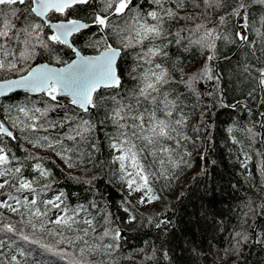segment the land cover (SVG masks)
<instances>
[{
  "label": "trees",
  "instance_id": "obj_1",
  "mask_svg": "<svg viewBox=\"0 0 264 264\" xmlns=\"http://www.w3.org/2000/svg\"><path fill=\"white\" fill-rule=\"evenodd\" d=\"M134 2L143 5L145 10L149 9L150 0ZM236 3L237 0H226L223 9H206L203 0H184V8L179 14L193 18L169 21L165 27L172 33L183 29V36L190 35L189 30L197 24L217 27L224 33L234 31L233 25L240 23L239 18L231 17L220 25L219 16L230 12ZM93 4L94 7L79 6L75 9L77 15L72 18L88 17L86 21L91 23L90 14L104 6L102 0H93ZM167 6L174 7V4L170 0ZM249 10L256 16L261 14L259 5H251ZM119 22V17L113 19V23ZM93 32L97 38L102 35L98 29L92 28L72 37L83 53L98 52L88 46ZM250 39L255 41L254 50L238 41L236 44L217 41L216 59L210 62V67L220 80H198L194 90L186 87L181 77L187 78L202 69L206 50L186 41L180 45L173 43L167 49L166 66L175 70L177 82L172 88L180 94L183 111L188 114L186 133L190 140L178 150L179 155L174 156L177 161L182 156L184 162L176 167L168 165L167 175L152 181L153 194L159 199L153 200L151 210L137 208L130 195L120 187L118 165L112 163L111 149L103 135L97 141L99 151L87 144L77 146L71 141L64 142L65 147L75 149L77 155L72 157L73 160H78L80 153L84 155V162L71 171L66 169L67 165L56 152L33 147L18 130H13L19 137L16 140L3 137L7 149L25 165L24 175L28 179L38 177L33 167L36 163H42L51 173L49 177L39 178L35 185L37 189L50 186L38 197L41 211H44V205L39 201L53 199L63 192L65 204L71 208L83 205L87 209L88 218L95 219V231L90 230L87 235L82 231H65V236L80 235L83 240H77L73 245L58 243L59 235H49L48 231L41 230L42 222L45 229L61 231L60 226L49 222L53 216L60 215L56 209H52L43 220L32 217L36 224L33 228L28 223L29 214L24 207L16 213H7L0 208V262L15 264L12 261L15 256L19 264H73L74 257L82 258L86 264H264V171L261 170L264 167V127L261 126L264 124V88L260 87L258 73L254 70L243 78L235 71L238 65L246 62L256 68L264 66V44L255 33H250ZM61 55L68 62L75 57L66 48ZM43 61H49L47 54L38 56L34 63ZM133 61L134 53H130L118 62V70L124 72L126 88L133 87L128 80ZM10 76L15 74L0 72V79ZM113 91L101 90L105 96ZM25 99L39 100L40 94L16 92L0 99L1 117L11 115L16 119L15 106L23 104ZM97 111V119H103V111ZM20 119L24 117L21 115ZM230 128L232 132L228 131ZM247 128L253 129L255 137L245 131ZM111 130L109 124L104 131ZM49 134L56 133L43 130L36 133L38 136ZM232 136L240 142L234 143ZM29 153L41 159L28 158ZM89 155L91 162L88 161ZM12 163L17 165V161ZM7 192L21 198L27 195L26 192L17 193L11 187L0 190V193ZM123 213L126 219L122 218ZM132 216H135L134 220H130ZM84 218L85 213H81L79 219ZM105 218L108 224H105ZM9 223L15 231L2 227ZM78 227L83 229L87 225L81 222ZM105 227L113 232L119 229L120 237L115 241L111 236L99 239ZM24 236L28 239L25 240ZM35 240L40 243H34ZM84 241L93 246L111 243L113 249L100 247L89 251ZM45 244L51 247H43ZM82 247L85 248L84 254L79 251ZM59 249L73 255L65 256Z\"/></svg>",
  "mask_w": 264,
  "mask_h": 264
},
{
  "label": "snow or ice",
  "instance_id": "obj_2",
  "mask_svg": "<svg viewBox=\"0 0 264 264\" xmlns=\"http://www.w3.org/2000/svg\"><path fill=\"white\" fill-rule=\"evenodd\" d=\"M102 2L103 8L92 12L91 23H88L85 22L88 17H72L77 15L75 9L81 5L94 7L93 0H0V72L15 74V78L0 79V97L17 90L40 94L39 100L25 99L23 104L15 106L16 119L11 115H4L0 119V189L11 187L17 193H27L22 198L14 196L12 192L0 193L5 196L0 200V208L16 213L20 207H24L29 214L28 223L33 228L36 224L32 217L43 220L52 209H56L60 215L49 222L60 226L61 231L57 233L45 229L42 222L41 230L48 231L49 235H59L58 243L69 245L83 240V237L65 236L63 233L82 231L87 235L90 230L94 232L95 219L88 218L83 205L71 208L65 204L63 192L53 199L39 201L44 205V211H41L38 197L41 191L50 186L37 189L35 185L39 178L49 177L51 173L42 163H36L33 167L38 177L28 179L24 175L25 165L7 149L3 137L16 140L19 137L13 130H18L19 135L33 147L56 152L71 169L84 162V155L80 153L79 159L73 160L77 153L74 148L65 147L64 142L71 141L77 146L87 144L94 151H99L97 141L103 135L112 152V163L118 165L121 180L130 191L145 190L140 203H151L159 199L153 194L152 181L166 176L168 165L176 167L184 162L182 156L179 161L174 156H178V150L190 140L186 133L188 114L183 111L180 94L172 88L177 82L175 70L166 66L169 46L186 41L206 50L202 69L187 78L181 77L185 86L194 90L198 80H220L218 74L213 75L210 67V62L216 59L217 41L229 44L238 41L242 45L252 46L254 50L255 41L250 39V33H255L264 44V0H237L230 12L219 16L220 25L231 17H238L240 23L233 25L234 31L224 33L217 27L197 24L189 30L188 36L182 35L183 29L172 33L165 27L169 21L193 18L191 15L180 16L179 10L184 8V0H171L174 7L167 6L170 0H150L148 10L134 0ZM203 4L206 9H223L226 0H203ZM251 5H259L261 14L254 15L249 10ZM194 7L198 8L199 4H194ZM115 17L120 18L119 23H113ZM257 24L259 27H256ZM92 28L102 33L97 38L93 32L88 41V46L97 50L98 54L82 55L75 46L76 41L71 38ZM64 48L71 50L75 59L65 61L61 55ZM130 53H134V67L128 71V80L133 87L126 88L124 72L118 71V61ZM44 54L49 57L47 63H34L38 56ZM253 70L258 73L260 87L264 88V66L256 68L246 62L235 69L241 78L250 76ZM102 89L114 91L105 96ZM98 109L103 111V119H97ZM21 115L24 119H20ZM109 124L112 130L105 133V127ZM261 126L264 127V124ZM40 130L45 133L55 131L56 134L36 135ZM228 131L232 132L233 129ZM245 131L252 137L256 135L252 128ZM232 140L234 143L240 142L235 136H232ZM28 158L41 159L32 153ZM91 160L89 155L88 161ZM13 161H17L18 166L13 165ZM156 165L159 167H154ZM261 170L264 171V167ZM81 213H85L82 221L79 219ZM134 219L135 216L130 217V220ZM81 222L87 227L80 229L78 225ZM108 223L105 218V224ZM2 227L15 231L10 223ZM236 235L241 236V233ZM110 236L117 240L120 237L119 229L113 232L105 227L99 239ZM23 238L28 239L27 236ZM243 238L247 239V236ZM33 242L39 244L40 240ZM84 243L89 251L100 247L113 249L111 243L94 246L87 245L86 241ZM43 247L50 248L51 245L45 244ZM79 251L84 254L85 248ZM59 252L65 256L73 255L65 249H59ZM12 261L19 264L15 256ZM73 264L86 262L74 257Z\"/></svg>",
  "mask_w": 264,
  "mask_h": 264
},
{
  "label": "rangeland",
  "instance_id": "obj_3",
  "mask_svg": "<svg viewBox=\"0 0 264 264\" xmlns=\"http://www.w3.org/2000/svg\"><path fill=\"white\" fill-rule=\"evenodd\" d=\"M8 74V73H7ZM111 156H112V152H111ZM68 169V167L66 168ZM69 171H71L72 169H68ZM77 172V171H74ZM120 187L123 188L131 197L132 201L135 203V206L139 209H144V210H151L152 208V202L151 203H140V199L141 197L144 195L145 190H140V191H130L126 185V183L124 181L121 180L120 178V183H119ZM3 190V189H0ZM5 199V196L0 197V200ZM11 203V202H10ZM4 209L7 213L10 211L6 208H1ZM56 216H53L52 219L55 220ZM122 218L126 219V215L123 213L122 214Z\"/></svg>",
  "mask_w": 264,
  "mask_h": 264
},
{
  "label": "water",
  "instance_id": "obj_4",
  "mask_svg": "<svg viewBox=\"0 0 264 264\" xmlns=\"http://www.w3.org/2000/svg\"><path fill=\"white\" fill-rule=\"evenodd\" d=\"M85 22H87V21L85 20ZM88 23H89V22H88ZM71 39H72V38H71ZM81 53H82V55H97V54H98V52H97V53H83L82 51H81ZM73 59H75V57H74ZM70 61H71V60H70ZM70 61H69V62H70ZM118 62H119V61H118ZM40 63H47V62H40ZM12 78H15V76H11V77L4 78V79H12ZM16 92H25V91H24V90H17V91H15V92L8 93L6 96L0 97V99L5 98V97L9 96L10 94H13V93H16ZM25 93H28V92H25ZM28 94H31V95H38L39 93H28ZM0 119H2L1 116H0ZM164 221H165V220H163L161 223L163 224ZM166 222L168 223L167 220H166Z\"/></svg>",
  "mask_w": 264,
  "mask_h": 264
},
{
  "label": "bare ground",
  "instance_id": "obj_5",
  "mask_svg": "<svg viewBox=\"0 0 264 264\" xmlns=\"http://www.w3.org/2000/svg\"><path fill=\"white\" fill-rule=\"evenodd\" d=\"M90 23V22H89ZM76 46V45H75ZM77 47V46H76ZM78 48V47H77ZM79 49V48H78ZM43 62H47V61H43ZM38 63H40V62H38ZM119 71V70H118Z\"/></svg>",
  "mask_w": 264,
  "mask_h": 264
}]
</instances>
